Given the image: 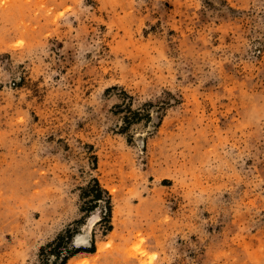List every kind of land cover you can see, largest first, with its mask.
<instances>
[{
  "label": "rangeland",
  "instance_id": "1",
  "mask_svg": "<svg viewBox=\"0 0 264 264\" xmlns=\"http://www.w3.org/2000/svg\"><path fill=\"white\" fill-rule=\"evenodd\" d=\"M0 264H264V0H0Z\"/></svg>",
  "mask_w": 264,
  "mask_h": 264
},
{
  "label": "trees",
  "instance_id": "2",
  "mask_svg": "<svg viewBox=\"0 0 264 264\" xmlns=\"http://www.w3.org/2000/svg\"><path fill=\"white\" fill-rule=\"evenodd\" d=\"M97 189H99V191H101V190H100V188H99L98 186H97ZM98 195H100V194H99V193H97V195H96V196H98Z\"/></svg>",
  "mask_w": 264,
  "mask_h": 264
},
{
  "label": "bare ground",
  "instance_id": "3",
  "mask_svg": "<svg viewBox=\"0 0 264 264\" xmlns=\"http://www.w3.org/2000/svg\"><path fill=\"white\" fill-rule=\"evenodd\" d=\"M76 240L79 241L80 240V237L78 236Z\"/></svg>",
  "mask_w": 264,
  "mask_h": 264
}]
</instances>
